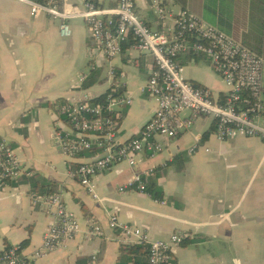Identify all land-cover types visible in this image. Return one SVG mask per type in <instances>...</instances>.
I'll return each instance as SVG.
<instances>
[{
	"label": "crops",
	"instance_id": "0c3cea01",
	"mask_svg": "<svg viewBox=\"0 0 264 264\" xmlns=\"http://www.w3.org/2000/svg\"><path fill=\"white\" fill-rule=\"evenodd\" d=\"M68 1L80 9L86 0ZM89 1L103 8L117 5V0ZM191 3L194 0L184 8L203 16L206 2L196 0L201 9L196 11ZM135 12L150 27L160 28L149 0H136ZM66 24L69 34L63 35L59 19L32 16L22 1L0 0V139H6L32 171L30 177L0 190V251L27 239L20 251L24 264H115L122 244L108 227L115 213L120 222L142 227L150 239H168L176 231L187 234L173 248L171 264H264V142L254 137L218 140L212 117L198 116L188 131L166 141L160 153L139 154L133 166L119 163L96 175L98 199L68 175L101 149L93 147L73 158L62 154L53 137L68 127L56 112L59 104L104 93L110 87V65L115 71L112 81L132 94L120 120L118 141L137 135L156 103L138 89L155 66L151 53L130 46L108 60L92 44L84 18H71ZM178 62L192 83L214 92L224 89L206 57L180 55ZM214 76L219 85L214 86ZM195 143L197 149L190 153ZM135 173L146 174L147 183L161 192L160 200L145 192L119 191ZM32 189L58 192L80 223V232L65 247L39 257L33 252L41 246L51 216L32 204ZM89 220L101 225L99 237L85 236Z\"/></svg>",
	"mask_w": 264,
	"mask_h": 264
},
{
	"label": "built area",
	"instance_id": "2783aa9c",
	"mask_svg": "<svg viewBox=\"0 0 264 264\" xmlns=\"http://www.w3.org/2000/svg\"><path fill=\"white\" fill-rule=\"evenodd\" d=\"M18 1L29 5L32 16L46 14L59 19L63 35L69 34L68 19L84 18L92 44L108 60L120 53L129 34L135 38L131 45L133 49L153 55L155 66L138 89L154 100L156 109L134 137L117 140L123 110L131 104L132 94L120 91L112 81L115 76L113 65L107 71L110 89L101 101H94V97L84 94L57 107L56 112L68 127L55 131L53 137L66 158L93 147L101 149L100 153L68 171V175L78 179L93 198L98 199L93 181L96 175L119 163L133 166L139 154L153 156L160 153L166 141L188 131L198 116L213 118L218 140L254 137L264 142V58L195 12L183 7H168L162 0H150L160 22V28H152L136 14V0H117L114 8L98 7L86 0L80 9L68 0ZM180 55L206 57L224 89L214 92L189 81L178 62ZM85 77L83 74L80 80ZM185 111L189 115H184ZM197 146L195 143L189 152L194 153ZM31 175L32 171L17 156L12 145L1 138L0 190ZM146 184V174L135 173L118 189L148 193ZM30 200L51 216L41 246L33 252L34 257L65 247L80 232L78 219L68 210L58 192L32 189ZM108 227L116 232L115 236L122 244H147V264H171L173 248L187 237L184 232L176 231L168 239H150L142 227L120 222L115 213L110 214ZM101 234V225L89 220L85 236L97 238ZM20 251L18 244L5 246L0 251L1 264H24Z\"/></svg>",
	"mask_w": 264,
	"mask_h": 264
},
{
	"label": "trees",
	"instance_id": "16d2710c",
	"mask_svg": "<svg viewBox=\"0 0 264 264\" xmlns=\"http://www.w3.org/2000/svg\"><path fill=\"white\" fill-rule=\"evenodd\" d=\"M41 1V0H37ZM211 1L213 5L217 7L223 8L227 6L233 9L237 14V20H247L254 27V31L252 34H248V37L245 35L244 38L246 40H250L249 43L246 41V45L254 50V52L258 53L264 58V0H204ZM61 2V0H59ZM175 4L181 5L183 8L188 5L189 0H173ZM191 7L194 11L199 7H197L196 0L194 3H191ZM207 6L202 8V13ZM198 15V14H197ZM202 18V17H201ZM212 22V21H210ZM213 23V22H212ZM244 23V22H243ZM243 35V34H242ZM135 42V38L132 34H129L128 39L122 45L123 48L130 47ZM108 88L104 93L95 97L94 101H101L106 93L109 91ZM214 129V126H212ZM208 134L205 133L202 136V139L205 138ZM34 187H38L37 181H35ZM146 189L148 193L155 198L156 200L161 199V192L156 190L151 184H146ZM27 240V239H26ZM26 240L22 241L20 244V248L25 244ZM7 246V245H6ZM147 254H148V245L147 244H121L120 245V257L118 258L115 264H147Z\"/></svg>",
	"mask_w": 264,
	"mask_h": 264
},
{
	"label": "rangeland",
	"instance_id": "374dc122",
	"mask_svg": "<svg viewBox=\"0 0 264 264\" xmlns=\"http://www.w3.org/2000/svg\"><path fill=\"white\" fill-rule=\"evenodd\" d=\"M166 6L174 7L175 9L178 8V5H172L171 3ZM206 6L208 8L203 11V16H201L203 19L212 21L220 29L237 40L243 42L246 41L247 43L250 42V40H246L244 36L246 35L248 37V34H252L254 27L247 20H237L238 14L227 6H224L223 8L220 7L219 12L216 13L214 11V7L212 8L213 4L211 1H207ZM151 9L153 10V8ZM262 84L264 86V71L262 73ZM216 85H219V79L214 76V86Z\"/></svg>",
	"mask_w": 264,
	"mask_h": 264
},
{
	"label": "water",
	"instance_id": "95a60500",
	"mask_svg": "<svg viewBox=\"0 0 264 264\" xmlns=\"http://www.w3.org/2000/svg\"><path fill=\"white\" fill-rule=\"evenodd\" d=\"M114 148H115V145L112 146V149H114Z\"/></svg>",
	"mask_w": 264,
	"mask_h": 264
}]
</instances>
